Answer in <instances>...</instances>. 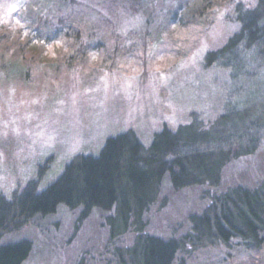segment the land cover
<instances>
[{
  "label": "rangeland",
  "instance_id": "rangeland-1",
  "mask_svg": "<svg viewBox=\"0 0 264 264\" xmlns=\"http://www.w3.org/2000/svg\"><path fill=\"white\" fill-rule=\"evenodd\" d=\"M257 2L0 0L1 197L45 189L75 156L129 131L149 147L164 129L186 130L197 155L185 170L219 178L179 190L164 179L139 233L112 227V212L61 206L0 244L29 240L23 264H134L143 235L176 241L172 264H264V244L188 238L219 198L264 185V58L242 47L229 66L210 56Z\"/></svg>",
  "mask_w": 264,
  "mask_h": 264
},
{
  "label": "trees",
  "instance_id": "trees-1",
  "mask_svg": "<svg viewBox=\"0 0 264 264\" xmlns=\"http://www.w3.org/2000/svg\"><path fill=\"white\" fill-rule=\"evenodd\" d=\"M238 16L239 34L210 55L222 65L229 66L225 57L240 47L264 58V0ZM188 138L186 130L173 133L164 129L153 136L149 147L131 131L106 139L97 156H75L45 189L38 191L30 182L11 199L0 196V233L17 230L35 217L51 216L61 206L71 211L81 209L84 217L94 209L112 212L108 218L112 227L121 225L125 231L132 226L135 232H142L144 215L164 179L174 190L202 183L215 185L219 179L217 175L203 178L200 169L185 170V160L196 154L189 151L192 146ZM192 162L194 168L199 167ZM217 204L218 210L212 207L210 212L191 218L193 231L188 238L224 243L238 239L251 248L264 244V185L254 191L237 188L219 198ZM31 249L26 239L0 244V264H23ZM179 249L174 240L139 235L134 264H172Z\"/></svg>",
  "mask_w": 264,
  "mask_h": 264
},
{
  "label": "snow or ice",
  "instance_id": "snow-or-ice-1",
  "mask_svg": "<svg viewBox=\"0 0 264 264\" xmlns=\"http://www.w3.org/2000/svg\"><path fill=\"white\" fill-rule=\"evenodd\" d=\"M14 11H15V9H14Z\"/></svg>",
  "mask_w": 264,
  "mask_h": 264
}]
</instances>
